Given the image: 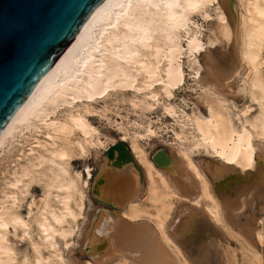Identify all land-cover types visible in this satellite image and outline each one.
Instances as JSON below:
<instances>
[{"label": "bare ground", "instance_id": "1", "mask_svg": "<svg viewBox=\"0 0 264 264\" xmlns=\"http://www.w3.org/2000/svg\"><path fill=\"white\" fill-rule=\"evenodd\" d=\"M238 4V16L232 0H105L97 8L0 135V150L16 137L21 144L0 189V264H19L10 237L19 230L28 234L30 222L37 225L40 236L33 248L36 264L46 262L41 246L52 249L59 264H81L72 254L65 261L57 249V237L69 247L68 239L85 219L91 169L87 168L84 179L72 171V159L87 155L91 147L100 145V138L84 113L70 106L114 87L135 86L152 99L158 92L171 99L174 90L186 82L184 55L205 106L204 113L194 108L190 114H180L170 104L164 106L181 125L174 140L185 166L169 150L171 164L158 167L141 148L138 131L131 135L129 150L141 172L133 164L117 169L107 154L101 158L95 154L100 160L93 179L99 198L117 210L108 211L99 204L103 208L95 222L85 227L83 241L88 242L89 259L90 252L98 254L89 264H205L225 235L240 243L243 264H264V248L254 250L230 224L231 217L236 218L233 212L246 207L261 215L257 227L245 234L264 247V0H238ZM211 9L217 16L215 31L210 24L205 37L190 25L195 14L206 18ZM220 41H232L230 49L210 52L224 53V57L208 53L199 59L197 53L204 44ZM245 70L241 91L250 105L240 110L222 92ZM204 79L210 83L203 84ZM61 107L65 108L60 111ZM144 129L148 137L156 134L150 127ZM73 133L80 137L76 142L71 141ZM195 153L220 162V169H213L214 186L207 172L210 167L201 163L203 157L195 161ZM229 176L239 182H220ZM35 182H43L47 195L36 209L34 203L29 205L28 216L35 215L30 221L18 209ZM237 254L233 251L231 256L234 264L239 262Z\"/></svg>", "mask_w": 264, "mask_h": 264}, {"label": "rangeland", "instance_id": "2", "mask_svg": "<svg viewBox=\"0 0 264 264\" xmlns=\"http://www.w3.org/2000/svg\"><path fill=\"white\" fill-rule=\"evenodd\" d=\"M232 2L236 8V15L238 16L241 11L240 6L238 4V0H232ZM209 14L210 16L206 18L202 14H195L192 17L193 19L190 25L192 29L198 28L202 30L205 37L206 35H208V33L210 34L208 26L210 24H212L213 26L214 24H216L217 21V16L213 9H211ZM212 26L210 27V30L215 31V25L213 27ZM205 39L207 40V38ZM182 40H184L183 44H185L186 39L183 38ZM216 43L214 42V44H204V46L200 49L199 53H197L199 59L201 60L203 58V55H206L208 53H212V55H214L218 59L224 57V53L222 55H216L215 53L210 51H225L227 48V50H229L231 43H226L227 45L225 44V41H220L217 44ZM186 57L187 56L184 55V57L182 58L184 61L183 67L186 71V82L185 84L183 83L179 86V88L177 87L174 90L171 99L162 97V93L158 92V94L160 95H157L156 99L154 98V100L150 98L149 95L146 96L143 91L138 90L135 86H129L124 88L114 87L108 89V91H106L105 93H102L101 96L97 95L92 96L93 98L90 97L86 99L81 98L80 100L77 99L70 106L73 107V109L75 107L76 110L74 109V111L78 110L84 113L82 114L86 119L87 123L97 130L98 136L100 138V145H95L94 147H91L90 152L87 155L83 157L75 156L74 159H72L73 172H79L82 174L84 179H87L86 170L87 168H90L92 175L91 179L88 180L89 187L85 189V219L79 221L78 230L75 229V234H73V236L68 239L67 242H70L71 245H69V247H66V240L57 237V249L59 250L62 257L65 259V261H67L68 256L72 254L75 258L80 260L81 264H89V262L94 261L98 256V254L96 256H92V253L90 252V260V256L86 251V249H89L88 242L85 240V242L83 241V231L85 227H88L91 222H95V215L100 211V209L103 208V205L101 206L94 201L95 195L93 194L94 188L92 181L94 179V174L96 173L100 162V160L96 159L95 154L100 156V158L102 156H105L108 149L114 144H116L118 141H120L121 137H124V134H127L125 142L130 148L132 141L131 135H133L134 132L138 131L143 137V139L141 137L140 146L144 151H146L148 159L151 160V155H153V153H155L159 149L165 148L167 150H171L170 155L174 159L180 161L182 165H184L185 161L181 157V155H179V152L175 146L176 142L174 140V132H178L179 127L181 125L176 122L174 116L169 114L164 109V106L170 104L180 114L183 111H185L187 114H190L192 112V109L194 108H199V110L204 113L205 106L201 101L198 89H196L197 87L192 81L191 71L188 68V65L186 64ZM203 68L205 72L206 67L204 66ZM246 72V70L243 71V75L239 78V80L232 79L231 81H229L227 87L222 92L225 97L231 103H234L240 110H243L245 107L250 105L248 97L244 95L241 91L242 78L247 75ZM203 82L202 83L205 85L207 83H210V81H206V79H204ZM155 88L157 89L158 86H156ZM64 108L65 107H61L59 110L61 111ZM252 110V113H254L255 109L253 108ZM145 127H150L153 131H155L156 134H152L150 135V137H148V134L144 133ZM25 133L26 131H24L22 135ZM71 139H73L71 140L72 142H76L80 139V137L79 135H77V133H73ZM8 143V145H6L3 150H0V189L3 188V183L7 179L6 177L9 176L11 168L14 167L13 160L18 159L17 146L18 148L19 146H21L19 137L11 139L10 141H8ZM27 148L28 147H26V149ZM182 149H184V147H182ZM199 157L213 158L204 153H195L192 155V158L195 161ZM153 165L155 166L154 163ZM155 167L157 168V166ZM42 183H32L28 190L29 193L23 196L25 201H23L22 206L20 209H18V211L25 218V220L32 221L35 216L34 214H32V219L30 216H28L30 209L29 205L31 203H34L33 208L36 209V205L40 206L41 200H43L47 195L45 191L46 187ZM144 194L145 192L143 193V196ZM143 203L146 202L144 201ZM107 209L108 211L113 212V209ZM34 211L36 212V210ZM233 213L236 217H231L230 220V224L231 227H233V230L237 234H239L241 236V239L245 240L248 245H251L250 247H252L254 250L260 251V249L264 248L263 246H258L256 241L249 237L250 235H246L247 232H250L249 230L257 227L256 222L261 215H254V212H251L247 207L239 211L236 210ZM30 223L32 229H30L28 234L25 235L19 230L16 235H11L10 237L11 244L17 254L19 264H24V262L25 264H36L35 261L37 259V253L33 248L34 244L39 242L38 239L40 240V236L39 231L37 229V225L34 222ZM242 226L246 230H243ZM244 226H248V229ZM219 246V251L217 250L215 252V255L213 254L212 257L209 259V263L207 262L205 264H234L231 259L233 251H236V253H238V264H243L245 262L240 261L242 260V256H240L242 250L240 249V243L234 238L225 235V239L221 240ZM40 252L43 258L46 260L45 264H48L50 261V263L52 264H59L58 262L60 261V259L58 260L53 256L52 249L50 250V248L46 246H41ZM262 256L264 257V254H262Z\"/></svg>", "mask_w": 264, "mask_h": 264}, {"label": "water", "instance_id": "3", "mask_svg": "<svg viewBox=\"0 0 264 264\" xmlns=\"http://www.w3.org/2000/svg\"><path fill=\"white\" fill-rule=\"evenodd\" d=\"M105 0H0V135L35 93L44 77L57 65L89 23L97 8ZM169 150L153 153L158 167L171 164ZM115 153L117 157L115 158ZM113 167L121 169L133 164L141 172L129 146L118 141L107 151ZM214 186L213 174L220 162L200 158ZM220 169V168H219ZM99 173V168L94 178ZM241 176V175H240ZM239 176V177H240ZM141 181L144 176L141 173ZM235 176L220 182H239ZM95 202L117 210L113 204L99 198L93 180ZM103 179L98 181V185Z\"/></svg>", "mask_w": 264, "mask_h": 264}]
</instances>
